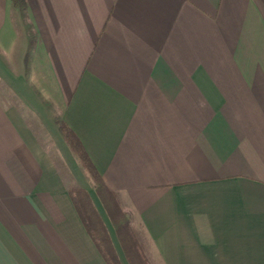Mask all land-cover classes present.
<instances>
[{
	"label": "crops",
	"instance_id": "0c3cea01",
	"mask_svg": "<svg viewBox=\"0 0 264 264\" xmlns=\"http://www.w3.org/2000/svg\"><path fill=\"white\" fill-rule=\"evenodd\" d=\"M58 121L150 264H264V0H0V264H107Z\"/></svg>",
	"mask_w": 264,
	"mask_h": 264
},
{
	"label": "trees",
	"instance_id": "16d2710c",
	"mask_svg": "<svg viewBox=\"0 0 264 264\" xmlns=\"http://www.w3.org/2000/svg\"><path fill=\"white\" fill-rule=\"evenodd\" d=\"M9 1L19 10L21 16L26 17L27 0ZM58 127L70 150L93 183V192L75 183L70 184L69 194L105 262L150 264L144 245L131 225L129 214L120 206L116 191L108 188L73 130L63 121H58Z\"/></svg>",
	"mask_w": 264,
	"mask_h": 264
},
{
	"label": "rangeland",
	"instance_id": "374dc122",
	"mask_svg": "<svg viewBox=\"0 0 264 264\" xmlns=\"http://www.w3.org/2000/svg\"><path fill=\"white\" fill-rule=\"evenodd\" d=\"M71 163L73 164L74 161ZM71 163H70V165L68 164V166H67V163H65L66 166L64 167V173H65V176L69 180V185L75 183V184H77L79 186H83L86 189H89L90 191L93 192V183H92L89 175L85 172V170L82 167L80 168V166H81L80 164L79 165L78 164L72 165ZM120 206H121V204H120ZM131 225H132V223H131ZM111 233H112V231H111ZM124 264H127V263L124 261Z\"/></svg>",
	"mask_w": 264,
	"mask_h": 264
}]
</instances>
